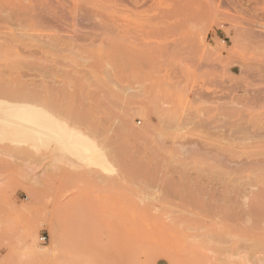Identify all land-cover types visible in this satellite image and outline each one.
<instances>
[{
  "label": "rangeland",
  "instance_id": "rangeland-1",
  "mask_svg": "<svg viewBox=\"0 0 264 264\" xmlns=\"http://www.w3.org/2000/svg\"><path fill=\"white\" fill-rule=\"evenodd\" d=\"M50 1L55 16L43 0H0V33L24 26L36 36L25 42L40 46L33 48L45 69L39 80L70 87L69 101L54 109H83L116 173L101 179L56 170L48 149L35 161L23 154L4 160L0 264H258L264 210L250 207L247 226L238 196L248 179L264 192V150L257 147L264 142V0L109 2L104 23L86 26L79 16L101 5L96 0ZM51 16L61 19L59 32L47 29ZM51 36L62 38L52 43ZM241 118H252L258 132L239 133L233 149L222 145ZM260 157L261 169L246 171L239 162ZM237 164L244 168L231 176ZM169 211L191 222L171 224Z\"/></svg>",
  "mask_w": 264,
  "mask_h": 264
},
{
  "label": "bare ground",
  "instance_id": "bare-ground-1",
  "mask_svg": "<svg viewBox=\"0 0 264 264\" xmlns=\"http://www.w3.org/2000/svg\"><path fill=\"white\" fill-rule=\"evenodd\" d=\"M43 1L47 2L45 5L49 7L47 9L48 14L55 16L56 15V9L50 3L51 1L50 0L49 1L43 0ZM133 1L136 4H141L143 2H146L147 0H133ZM133 1L132 0H96L97 4H101V5L92 6L90 10H88L87 8H86V10H84L86 7L85 6L84 8H82L84 10V15L82 14V18L80 15L79 19H81V22H84L83 24H85V26H86V22L88 25H91L90 23H92V22L103 24L104 20L101 17L103 14L102 10L106 9V7L108 6L107 4L109 2H118V3L119 2H123V3L128 2V3L132 4ZM185 1H187V0H182L183 3ZM53 4H55V3H53ZM178 4H179V2H178ZM181 4H180V7L177 5L178 9L182 10L183 13H186L189 10V9H186V8H188L187 5H186V7H184V6L182 7ZM189 5H192V4H189ZM42 11L43 10H41L40 12L42 13ZM79 11H80V8H79ZM38 13H39V11H38ZM54 16L53 17L51 16L49 19H47V20L44 19V20H45L46 24H48V26H47L48 30L51 29L52 31L54 30V32H59L60 29L62 28V26H60L58 24L61 19L59 20L58 18H56ZM72 16H73V13H72ZM54 19H57L58 21L55 22ZM43 23H44V21H43ZM62 24H63V28H64V23H62ZM77 24H78V22H77ZM79 24L81 25V23H79ZM73 25H74V27L76 26L75 24H73ZM94 26H95V24H94ZM94 26L92 28H94ZM97 26H98V24H97ZM39 28H41V27L39 26ZM76 28H80V27H76ZM82 28H84V27H82ZM101 28L102 27H100V29ZM16 29L20 30V31H18L20 33H6V34L3 33L5 35V37H3L4 35L2 34V32L0 33V35H1L0 39L5 38L4 39L5 42L3 43L4 45L0 46V58H3V60H5V62L7 61V64L0 66V164L4 163L5 162L4 160H6V159L7 160L11 159L14 161L13 163H15L14 159L20 160L18 157V154H19V156H20V154H23L28 161H35V160H37L36 159L37 154L39 157H43V155L40 154L41 151L43 149H48V151L50 150L52 152L53 161H54V162H52V165L54 163V168L56 170L60 171L61 169L64 170V167L65 168L69 167L70 169H72V171H74L73 173L77 172L80 175H81V173L85 172L88 175L89 174H92V175L95 174L98 177H101V179H104L105 177L113 176L112 174L116 173L115 172L116 168L114 167L115 164L113 165V162H111V160H109V158L107 157V155L105 153L106 151H104L107 148H105L103 150L101 148L99 142H97L98 140H96L95 137L90 132V128H92V127H90L92 124V121L89 119L88 116L85 115V112L83 111V109H79V111H77V112L75 110L72 111V109L69 107L70 105H68L67 103L66 104L63 103L59 107L57 105L56 107L58 108V110L54 109V106L58 100L63 101V102L69 101V99H67L70 95L69 85L66 83L62 87L56 88L57 86H55V84H54V86H55L54 87L53 85H51L52 84L51 82H50V84H49V82L47 84V82H46L47 80L45 82L43 80H39L42 77L43 73L41 74V71H40L41 67L39 69L38 65L36 63V62H38V60H35L34 58L36 57L37 54H39L37 51L38 50L37 48H39L40 46L38 44L37 45H34V44L30 45V44H27L28 42L27 43L25 42L27 40L28 41L29 40L36 41V36L24 33L26 31V28H24V26L23 27L19 26ZM36 29H38V28H36ZM81 34L83 35V32H81ZM54 36L57 37V35H54ZM54 36H51L52 37L51 38L52 43H55L58 41V39L62 38V37L61 38L59 37L56 40V38ZM87 36H90L89 33H85V35H83V37H85V38H87ZM38 37H39V35H38ZM40 37H42V35ZM53 37L56 41L53 40ZM43 38H45V37L43 36ZM41 40H42V38H41ZM72 40H74V39H72ZM23 42H25V43L20 44ZM38 42L39 41L37 40V43ZM41 42L43 43V41H41ZM41 42H40V44H41ZM17 43H19L21 46L19 44L17 45ZM41 45H43V44H41ZM19 47L21 48V50H19L20 49ZM34 47H37V48L33 49ZM17 48H19V49H17ZM1 62H2V59H1ZM43 64H46V63H43ZM41 70L45 71V69H41ZM262 93L263 92H261V95H262ZM255 95H256V93H255ZM255 95H253L254 96L253 99L255 97H257ZM253 99L248 101V102L251 103L253 101ZM84 102H86V101H84ZM255 102H261V101H255ZM227 104H229V103H227ZM230 105H228V106L230 107ZM257 105H258V103H257ZM235 106H236V104H235ZM235 106L232 105V107H235ZM64 110H68L67 111V112H69L68 116H67V114H66V116H62L61 113ZM76 110H78V109L76 108ZM90 121H91V123H90ZM212 122H214V121H212ZM238 126L240 128L238 131H235V129L234 130L231 129V133H230L229 137H225V136L223 137L224 142L222 143V145L224 144V145H226V147L233 149L234 145H235V140H236V142H237V140L239 142V140L241 138L239 133H241V135L242 134L248 135L250 133L255 134L256 132H258L256 130L257 124L254 120H252V118H248V119L241 118ZM93 130L95 131V128H93ZM94 131H92V132L94 133ZM232 132L236 137L238 136V139L237 138L232 139L234 136L232 134ZM234 132H236V134ZM260 133L262 134V132H260ZM97 134L100 135L99 132ZM228 134L229 133L226 132L227 136H228ZM243 136H245V135H243ZM249 136H247V137H249ZM251 136L253 137V135H251ZM221 137H222V135H221ZM257 138L258 137L256 136V139ZM259 138L261 139V137H259ZM262 138L264 139V136H262ZM243 140L244 139H242L241 141L244 143L247 141V140H244V141ZM100 143H101V141H100ZM209 145H207V146H209ZM249 145H251V144H249ZM102 146H104V143L102 144ZM243 146L240 149H243ZM201 147H200V149H201ZM257 147L259 149H262V151H263L264 150V142L257 144ZM180 148H181V146H180ZM203 148H204L203 150H205V152H206L205 146ZM215 148H217V147H214V149ZM194 149H196V148H194ZM200 149H199V151H200ZM214 149H213V151H214ZM220 149H221V147H220ZM220 149L217 148L216 150L220 151ZM191 150H189V152ZM224 150L228 151L229 149L225 148ZM229 151H230V154L228 153L229 157H232V158L237 157V155L239 154V153L235 154L231 150H229ZM259 151H261V150H259ZM205 152L203 154H205ZM238 152H240V151H238ZM110 153H111V151H110ZM220 153H222V152L220 151ZM108 154H109V152H108ZM225 154H227V152ZM252 154L249 155V153H248V156H246V157H250ZM196 155H198V154H196ZM200 155L201 154H199V156ZM218 156L222 157L223 155L220 154ZM239 156H240V154H239ZM256 156H257V154L255 155V157ZM109 157H110V155H109ZM255 157H254V159H255ZM44 158L49 159L48 157H44ZM215 158H216V156L214 157V159ZM110 159H111V157H110ZM225 159H227V161H228V157H225ZM244 159H246V158H243V162H241V160H242V158H241V160H239V162L241 164L243 163L242 166L246 167L245 168L246 171H249V169L252 170V168L248 169L247 165H249V167L251 166L253 168L260 167V169H261V165L263 164L261 157L259 158L261 160L256 159V160L248 161V159H246V162L244 161ZM136 160H137V158H136ZM113 161H114V159H113ZM237 161H234V162L236 163ZM231 162H230V164H231L230 166H232V165L236 166L235 163L232 164ZM222 163H223V161H222ZM237 165L240 166L239 164H237ZM50 166H51V164H50ZM227 166H228V164L226 165V167ZM242 166L233 167L232 171H231L232 174H231V172H229V174H231V176H232L234 174L233 171H236V170H234L235 168H240L243 170L244 167H242ZM51 167H53V166H51ZM69 168H67V169L69 170ZM229 168L231 169V167H229ZM263 168H262V170H263ZM260 169H258V171ZM46 170H48V169H46ZM225 170H226V168H225ZM48 171H47V173H48ZM254 171H256V170H254ZM69 172H71V170H69ZM235 173L238 174V172H235ZM226 175H227V173H226ZM245 178H241V179H245ZM38 179L36 181H38ZM232 186H234V185H232ZM239 186H240V184H239ZM241 186H242V189L240 192H242V195L238 196V197H240L242 199V201L240 200V203L242 202L243 206L241 208V211L240 212L238 211V214H242L245 216L244 222L246 223V220L250 219V217H248V216L251 214V212H252L251 209L253 208V206H256V210L259 208L261 210L262 209L264 210V192H262V190L259 191L260 187L258 188L257 185L254 186V184L251 183V179L246 180L245 184H243ZM230 188H231V186H230ZM234 188H235V186H234ZM237 188H239V187L237 186ZM248 188L250 191L248 193H246V190ZM263 189H264V187H263ZM236 191L238 192V190H236ZM260 192H262V193H260ZM222 193L223 192L221 191V194ZM233 193H235L234 190H233ZM221 194H220V196H221ZM250 194L254 195V197L249 196ZM222 196L224 197L223 194H222ZM221 197L219 199H222V200L225 199V201L227 200L226 198H223V197L221 198ZM230 197H232V196H230ZM151 198H150V200H151ZM217 201H219V200H217ZM254 201H255V205H254ZM166 202H168V201H166ZM238 203H239V201L237 202L236 205H239ZM207 204H208V202L206 203V205ZM228 204H229V202H228ZM228 204H227L226 208L229 207ZM236 205H235V207H236ZM147 207H148V205H147ZM250 207H251V209H250ZM221 208H222V206H221ZM230 208H231V206H230ZM236 209L234 208V210H236ZM169 212H171V211H169ZM236 212L237 211H235V213H234V211H233V214H237ZM230 214H231V212H230ZM233 214H231V215H233ZM168 215H169V213H168ZM171 215H172V212L168 216L169 219L172 221L171 224L174 223V224H177L178 226H180V225H183L185 223V221L188 220V219H184V218L183 219L179 218L177 216V214L175 215V216H177L175 218H173L174 216L173 215L171 216ZM170 216H171V218H170ZM239 216H241V215H239ZM254 218H255V216H254ZM263 218L264 217L262 216L261 219H263ZM187 222H191L190 219ZM187 222H186V226H188ZM255 222H254V224H255ZM246 224L248 226V224H250V222L247 221ZM1 225H3L2 221H0V226ZM184 226L185 225H183V227ZM256 226H258V224H256ZM257 243H256V245H257ZM259 244L262 245L261 243H259ZM263 244H264V241H263ZM262 247H263V245H262ZM259 248L261 249V246H259ZM263 249L264 248H262V250ZM234 254H235V252H234ZM161 257H162V255H161ZM244 257H242V258H244ZM255 258H257L258 264H264V251L259 252V255H256Z\"/></svg>",
  "mask_w": 264,
  "mask_h": 264
},
{
  "label": "built area",
  "instance_id": "built-area-1",
  "mask_svg": "<svg viewBox=\"0 0 264 264\" xmlns=\"http://www.w3.org/2000/svg\"><path fill=\"white\" fill-rule=\"evenodd\" d=\"M40 240H41L42 242H44V241L46 240V238H45V237H42V238H40Z\"/></svg>",
  "mask_w": 264,
  "mask_h": 264
}]
</instances>
